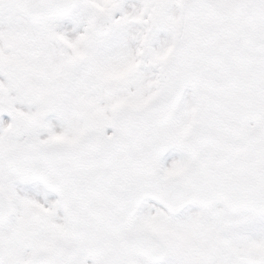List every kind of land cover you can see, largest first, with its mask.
Segmentation results:
<instances>
[{"label": "snow or ice", "instance_id": "snow-or-ice-1", "mask_svg": "<svg viewBox=\"0 0 264 264\" xmlns=\"http://www.w3.org/2000/svg\"><path fill=\"white\" fill-rule=\"evenodd\" d=\"M0 264H264V0H0Z\"/></svg>", "mask_w": 264, "mask_h": 264}]
</instances>
